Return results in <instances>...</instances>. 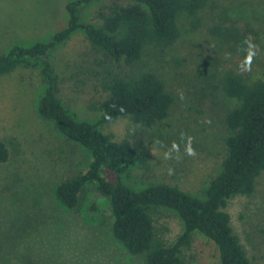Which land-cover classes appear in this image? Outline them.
<instances>
[{
  "label": "rangeland",
  "instance_id": "374dc122",
  "mask_svg": "<svg viewBox=\"0 0 264 264\" xmlns=\"http://www.w3.org/2000/svg\"><path fill=\"white\" fill-rule=\"evenodd\" d=\"M126 1L92 0L81 9V20L97 23L99 11ZM66 2L0 0V51L14 44L46 41L55 29H63ZM200 15V27L187 31L162 57L160 64L175 104L162 124L139 130L148 159L145 166H134L122 175V182L132 189L165 183L201 198L219 173L227 135L224 115L235 104L223 97L215 79L227 69L248 82L264 73V0H210ZM222 17L255 45L250 71L237 70L246 44L233 52L209 33L212 23ZM49 60L58 74V97L66 111L80 121H97L95 108L103 98L98 72L101 63L107 65L102 54L77 32L52 51ZM43 90L38 68L19 67L0 77V138L9 151L8 160L0 165V264H145L143 256L129 254L112 236L109 201L95 184L84 188L77 209H67L56 200L57 184L85 172L90 157L38 115ZM99 129L119 141L131 134L132 126L123 117ZM181 134L192 138L194 156L185 154ZM174 142L178 151L171 150ZM165 152H170V159H164ZM225 211L252 264H264V173L250 196L231 198ZM154 224L166 244L174 243L183 231L181 221L170 211L162 210ZM181 256L185 264H220L216 246L199 233L193 234Z\"/></svg>",
  "mask_w": 264,
  "mask_h": 264
},
{
  "label": "trees",
  "instance_id": "16d2710c",
  "mask_svg": "<svg viewBox=\"0 0 264 264\" xmlns=\"http://www.w3.org/2000/svg\"><path fill=\"white\" fill-rule=\"evenodd\" d=\"M91 1L67 0V24L55 29L48 40L14 44L0 51V77L19 67L39 69L44 90L37 103L38 115L90 157L85 172L57 184L56 200L67 209H77L84 188L95 184L97 192L109 201L112 236L129 254L143 256L145 264H185L181 252L194 233L213 242L220 264H252L225 208L235 196H250L264 173V73L248 82L242 74L227 69L215 79L223 97L235 104L224 115L227 135L219 173L201 198L165 183L132 189L122 182V175L134 166H145L148 159L139 130L149 131L162 124L175 104V94L160 64L162 57L187 31L200 27V14L210 0H127L99 11L97 23L83 22L81 9ZM220 19L208 28L209 33L231 51L242 50L243 35L232 22ZM77 32H82L107 62L100 64L98 72L103 98L95 108L99 113L95 122L77 120L66 111L58 97V74L49 60L51 52ZM123 117L132 126L128 137L117 141L99 129L101 124ZM8 157V148L0 138V165ZM162 210L174 213L183 226L172 244L163 242L156 232L155 216Z\"/></svg>",
  "mask_w": 264,
  "mask_h": 264
},
{
  "label": "clouds",
  "instance_id": "9594fccd",
  "mask_svg": "<svg viewBox=\"0 0 264 264\" xmlns=\"http://www.w3.org/2000/svg\"><path fill=\"white\" fill-rule=\"evenodd\" d=\"M244 43L248 46L246 51V55L244 57V60L240 65H238V71L243 72V71H250L251 69V63L253 60V57L256 55V48L255 45L252 43L251 38H245ZM183 97H181L182 99ZM206 123L209 121H205ZM181 139L186 141L185 144V154L188 156H194L195 155V150L193 149L192 145V138L191 137H185L184 134H181ZM172 151H178V145L174 142L172 144ZM171 155L170 152H165L164 153V159H170ZM171 169H169V174H171Z\"/></svg>",
  "mask_w": 264,
  "mask_h": 264
}]
</instances>
